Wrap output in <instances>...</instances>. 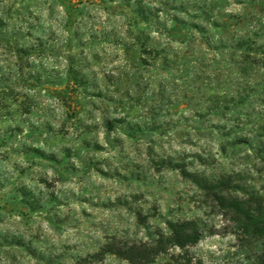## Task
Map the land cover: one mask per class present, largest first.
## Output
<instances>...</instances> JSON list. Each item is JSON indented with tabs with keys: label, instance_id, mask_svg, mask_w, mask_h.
<instances>
[{
	"label": "rangeland",
	"instance_id": "1",
	"mask_svg": "<svg viewBox=\"0 0 264 264\" xmlns=\"http://www.w3.org/2000/svg\"><path fill=\"white\" fill-rule=\"evenodd\" d=\"M234 202L264 204V0H0V264H78L184 219L190 255L254 264Z\"/></svg>",
	"mask_w": 264,
	"mask_h": 264
},
{
	"label": "trees",
	"instance_id": "2",
	"mask_svg": "<svg viewBox=\"0 0 264 264\" xmlns=\"http://www.w3.org/2000/svg\"><path fill=\"white\" fill-rule=\"evenodd\" d=\"M237 213V223L241 229L251 236L262 241V248L256 256L254 264H264V204L261 202L255 207H250L243 202L228 204ZM171 234L168 237L161 235L154 243L146 242L129 243L118 241L107 244L100 253L83 257L78 264H95V257L110 252L121 258L127 259L132 264L152 262L155 257L167 251V245L177 246L184 250L183 253L172 254L170 264H204L202 259L190 255L185 249L196 244L202 237V230L195 220L184 219L170 224Z\"/></svg>",
	"mask_w": 264,
	"mask_h": 264
}]
</instances>
